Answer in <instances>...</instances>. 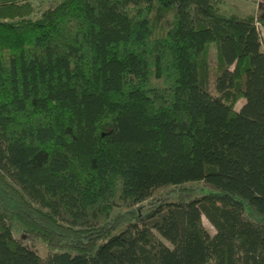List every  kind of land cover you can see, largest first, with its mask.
Wrapping results in <instances>:
<instances>
[{"label": "trees", "instance_id": "16d2710c", "mask_svg": "<svg viewBox=\"0 0 264 264\" xmlns=\"http://www.w3.org/2000/svg\"><path fill=\"white\" fill-rule=\"evenodd\" d=\"M33 2L0 0V264H264L258 21L217 0Z\"/></svg>", "mask_w": 264, "mask_h": 264}, {"label": "rangeland", "instance_id": "374dc122", "mask_svg": "<svg viewBox=\"0 0 264 264\" xmlns=\"http://www.w3.org/2000/svg\"><path fill=\"white\" fill-rule=\"evenodd\" d=\"M60 0H34V5L36 9L39 11L46 10L47 8L54 7ZM217 8L219 12L223 15L230 16L235 15L238 17H248L253 16L257 22V29L259 31L261 41L264 45V0H217ZM215 62V52H214V45L210 48L209 54V63L211 66L214 65ZM211 81L209 90L210 93L215 95L213 90V72L211 74ZM241 105L239 102L236 105V109H238ZM189 187H197L198 189H202V183H194L188 184ZM171 189L169 187L160 189L155 192L153 195V199L159 200L160 197L165 193H170ZM172 201H175L172 200ZM146 205V204H144ZM121 210H114L113 215L120 213ZM123 212V211H122ZM202 224L209 231L210 234H214V229L210 226L207 220L202 216ZM121 230V228H120ZM21 227L15 225L13 228V236L15 239L21 237ZM133 235L138 237L142 244L147 245V230L145 225H139L135 230H133ZM24 244L30 248L31 250L35 251L40 257H46L50 250L47 245L41 240H34V241H24Z\"/></svg>", "mask_w": 264, "mask_h": 264}]
</instances>
